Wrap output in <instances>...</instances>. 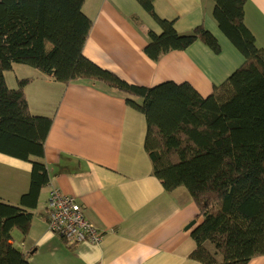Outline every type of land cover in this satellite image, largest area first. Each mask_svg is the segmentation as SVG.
<instances>
[{
  "label": "trees",
  "instance_id": "16d2710c",
  "mask_svg": "<svg viewBox=\"0 0 264 264\" xmlns=\"http://www.w3.org/2000/svg\"><path fill=\"white\" fill-rule=\"evenodd\" d=\"M135 1L161 29L147 35L143 52L151 61L195 42L220 53L204 27L178 34L172 22L156 16L153 0ZM211 1L213 20L244 62L202 97L188 83L131 85L88 60L83 48L92 22L82 11L85 0H0V155L29 164L28 189L18 204L0 197V264H30L11 233L28 235L50 181L44 146L53 119L30 112L24 89L31 78L16 80L15 89L7 86L4 74L13 65L63 85H101L144 116L152 175L167 193L183 188L198 211L190 259L248 264L264 256V51L244 24L246 0Z\"/></svg>",
  "mask_w": 264,
  "mask_h": 264
},
{
  "label": "crops",
  "instance_id": "0c3cea01",
  "mask_svg": "<svg viewBox=\"0 0 264 264\" xmlns=\"http://www.w3.org/2000/svg\"><path fill=\"white\" fill-rule=\"evenodd\" d=\"M153 7L178 34L204 27L217 39L220 53L195 42L153 62L143 49L148 33L159 35L161 29L135 0H85L82 11L92 27L83 55L128 84L188 83L202 97L243 64L242 55L213 20L211 0H153ZM244 24L255 46L264 51V0H246ZM31 79L24 89L30 112L53 119L44 146L50 181L40 194L28 235L12 231L13 246L30 264H198L189 258L195 248L190 234L201 222L197 208L183 188L167 193L152 175L143 147L144 116L101 85H63L40 73ZM33 85L43 96L55 97L43 98L47 107L33 105ZM0 161L10 163L4 155ZM26 164L27 182L19 184L21 191L2 187L3 201L17 205L27 191ZM53 189L72 196L85 209L88 220L102 232L99 244L63 242L48 230L46 200ZM248 264H264V256Z\"/></svg>",
  "mask_w": 264,
  "mask_h": 264
},
{
  "label": "built area",
  "instance_id": "2783aa9c",
  "mask_svg": "<svg viewBox=\"0 0 264 264\" xmlns=\"http://www.w3.org/2000/svg\"><path fill=\"white\" fill-rule=\"evenodd\" d=\"M46 213L48 230L78 245H97L103 235L86 217L85 209L70 195L52 190L47 198Z\"/></svg>",
  "mask_w": 264,
  "mask_h": 264
},
{
  "label": "rangeland",
  "instance_id": "374dc122",
  "mask_svg": "<svg viewBox=\"0 0 264 264\" xmlns=\"http://www.w3.org/2000/svg\"><path fill=\"white\" fill-rule=\"evenodd\" d=\"M37 73H38L37 71L33 70L30 67L24 65H13L12 71L6 72L4 76L7 86L10 89H15L17 87L15 81L17 78L18 79L31 78ZM29 92L33 105L36 104H38L39 106L42 104L46 105V101L43 98L47 100L51 98H55V97L49 98V95L47 94L46 96H43V92H41V90L39 89H36L35 85L31 87ZM9 159H10L9 161L10 163H8L7 161H0V190L2 189V187L8 185L7 187L14 188V191H21V187L19 186V184L22 183L24 179H26L27 182L28 173L26 172L25 169L27 167V164L26 162L13 159L11 157H9ZM12 205H16V204H12Z\"/></svg>",
  "mask_w": 264,
  "mask_h": 264
},
{
  "label": "water",
  "instance_id": "95a60500",
  "mask_svg": "<svg viewBox=\"0 0 264 264\" xmlns=\"http://www.w3.org/2000/svg\"><path fill=\"white\" fill-rule=\"evenodd\" d=\"M193 224L191 223L189 226H188V228H190V226H192Z\"/></svg>",
  "mask_w": 264,
  "mask_h": 264
}]
</instances>
